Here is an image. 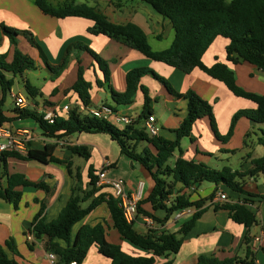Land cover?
Listing matches in <instances>:
<instances>
[{"label": "trees", "instance_id": "1", "mask_svg": "<svg viewBox=\"0 0 264 264\" xmlns=\"http://www.w3.org/2000/svg\"><path fill=\"white\" fill-rule=\"evenodd\" d=\"M150 5L158 14L170 21L175 38L172 45L160 52L152 50L144 31L135 24L128 23L117 25L112 23L101 11L86 4H77L74 0H67L61 5L54 6L49 0H34L35 5L45 15L57 19L78 17L90 20L94 23L89 33L95 36L103 35L118 40L131 49L140 53L143 57L164 63L185 74H190L195 69L203 71L207 76L223 83L236 97L244 98L256 104L253 110H240L231 120L230 128L225 136H222L216 126L213 106L193 90L185 94L177 93L170 82L148 67L135 68L127 72L126 91L117 93L111 88V73L109 63L101 58L94 50L82 41H76L68 45L60 64L47 68L58 78L65 72L72 61L77 62V80L65 94L70 92L77 95L84 108L92 104V83L85 77V67L82 55L87 54L103 74V81L97 80L98 87H106L111 91L114 105L110 106L115 111L119 107H128L134 104L139 90L144 95L143 112L131 125L114 126L112 123L91 117L82 113L77 107L70 109L68 115L59 116L54 124H48L43 116L35 111L15 108L11 110L12 117H8L5 110V100L15 85V79L27 71H35L37 64L18 49V38L24 37L35 45L33 35L27 31H21L1 24V35L7 37L13 48L12 60H8V54H0V88L2 99L0 100V126H7L13 120L33 119L38 124L43 135L50 139L68 138L70 136L86 134H105L120 148L122 155L127 156L150 175L154 187L151 193L138 205V215L157 220L153 213L142 208L144 204H150L152 211L164 210L167 215L162 222L168 221L174 215L196 209L195 214L182 225L178 233L163 232L156 234L150 231L148 234L139 233L134 223H129L123 214L120 200L113 195L102 193L103 188L97 187L98 176L93 166L88 168V183L84 184L82 169L75 167L74 162L61 161L52 155V150L46 147L44 151H29L26 156L16 153L3 155L1 164L7 167L9 158H17L25 161H37L42 164L56 163L66 165L67 172L73 180L72 194L58 217L52 221H46L43 210L33 220L29 233L34 241L29 242L30 247L34 243L41 244L47 253L57 256L59 264H82L89 249L96 245L101 255L111 260V264H155L156 258H164L163 264H173L172 256L181 249L184 238L195 227L205 211V203L208 199L194 201L188 190L198 187L203 183H211L216 186L224 185L228 190L252 197L244 190V180L253 178L258 180L264 177V155L251 161V168L246 172L233 171L230 167L216 170L204 163L187 160L183 157L182 141L192 139V130L196 122L208 118L216 138L227 143L234 135L236 125L242 118L258 125H264V94L248 92L237 84L234 71L224 63H216L207 67L202 59L217 37H225L230 42L226 47L227 60L233 64L247 62L264 71V0H141ZM150 75L159 81L177 99L187 102V115L180 126L173 130L175 140H169L161 135L151 137L146 132L144 120L153 116L152 103L149 89L141 84L144 76ZM25 95L29 102L42 96L41 91L28 80L25 85ZM54 89L52 96L57 94ZM52 105L50 102H46ZM249 137V134L246 136ZM258 144L264 147V130ZM72 157H79L88 162L91 159V149L88 146H69ZM175 154L177 159L171 163ZM0 176V199L12 204L15 208L22 199L21 187H36L48 190L43 182L33 183L22 174H4ZM178 186H181L178 189ZM194 193V192H193ZM215 193L209 197L212 200ZM251 203L247 198L242 203H223L216 209L228 211L230 218L237 224L250 228L257 224V217L247 204ZM105 204L109 210L112 227L120 235L121 239L133 246L151 253L150 257H135L125 253L120 245L108 241L107 225L95 226L82 225L76 233L75 227L80 224L99 206ZM246 244L249 239L246 238ZM61 243H64L63 246ZM9 254L18 255L15 242L8 239L4 245H0V264H20ZM255 255L248 250L247 258L219 260L213 255H201L196 264H254Z\"/></svg>", "mask_w": 264, "mask_h": 264}, {"label": "crops", "instance_id": "2", "mask_svg": "<svg viewBox=\"0 0 264 264\" xmlns=\"http://www.w3.org/2000/svg\"><path fill=\"white\" fill-rule=\"evenodd\" d=\"M56 5H61L67 0H53ZM77 4H86L101 11L112 23L125 25L132 23L140 27L147 36L148 42L155 52L168 49L175 38V31L169 20L158 14L150 5L141 0H74ZM16 28L27 31L33 35L35 45L31 44L24 37H19L27 45L34 46L39 53V59L43 58L44 65L57 66L60 64L64 51L68 45L76 41H82L94 50L101 58L109 63L111 73V88L117 93L126 91L125 77L128 71L148 67L157 72L160 76L167 79L173 89L179 94H185L193 90L204 100L213 106L216 125L219 133L225 136L230 128L234 114L240 110H253L256 104L233 95L226 86L207 76L203 71L195 69L190 74H185L164 63L151 61L143 57L137 51L131 49L124 43L108 38L103 35H92L89 29L94 23L90 20L78 17H68L57 19L42 13L35 5L34 0H0V26ZM165 41V43H163ZM229 40L225 37H217L208 51L203 56V63L207 67H212L216 63L227 64L236 75L237 84L248 92L264 94V71L257 67L242 62L233 64L227 60L226 47ZM27 47V46H26ZM8 54V60H12L13 48L7 37L1 35L0 29V54ZM38 58V57H37ZM82 62L85 67V77L92 83V104L91 107L102 105H114L111 91L106 87H98L97 80L103 81V74L92 58L83 54ZM78 66L76 61H72L68 69L58 78L49 84L45 78L44 89L40 90L43 94L35 100L29 102V110L41 114L44 110H56L59 116L61 109L69 105L72 109L77 107L80 112L87 114L77 95L64 91L70 88L77 80ZM27 71L22 76L15 79L12 92L5 100L4 110L8 117H12L11 110L15 109L13 95L25 96V82L28 75ZM49 72V71H48ZM50 73V72H49ZM52 75L49 79L52 80ZM29 81V80H28ZM141 84L149 89L150 97L153 100L152 113L156 118V124L160 128L161 136L175 140L176 134L173 130L177 129L187 115V102L177 99L156 79L150 75L142 78ZM54 89L58 92L52 96ZM0 88V100L2 99ZM163 100L166 107V119L161 122L155 108L158 100ZM50 102L52 105H48ZM144 95L139 90L133 105L119 107L116 111L124 116L138 119L143 112ZM13 131L24 132L29 139L30 151H44L46 147L52 150L54 158L61 161L74 162L75 167L82 169L84 184L88 183V168L93 166L96 171L102 169L104 162H110L112 167L107 171V176L111 180H123L126 191L134 193L139 183H143V199L152 191L154 183L146 170L139 167L136 163L125 155H122L118 145L105 134H76L68 138L50 139L46 138L36 121L33 119L13 120L7 125ZM119 127V126H117ZM264 125H258L242 118L238 121L234 135L227 142L219 141L210 124L208 118L200 119L196 122L192 130V140L184 139L188 147L183 157L187 160L204 163L209 167L221 170L230 167L233 171L246 172L252 166L251 161L264 155V147L258 144L261 131ZM247 134L249 137L247 138ZM69 142L68 145H61V142ZM111 141V142H110ZM115 143L117 148L113 146ZM88 146L91 149V159L83 163H76V157H72L69 146ZM178 157L175 154L171 163ZM232 159L239 161L237 167L230 165H220L219 162ZM216 162V163H215ZM8 174H22L33 183L43 182L48 190L36 187H21L22 199L15 208L12 204L0 199V245H4L8 239L15 242L18 255L9 254L20 264H51L47 258V252L41 244L34 243L30 247L27 234L35 217L43 210L46 221L56 219L65 207L72 194L73 180L67 172L66 165L49 163L42 164L37 161H25L17 158H9L7 167L0 164V176L6 183L4 176ZM264 177L255 180L246 178L244 180V190L252 197L234 193L224 185L216 186L211 183H203L194 187L192 199L205 200V211L196 222L195 227L184 238L183 245L179 252L172 256L173 264H196L201 255H213L219 260L239 258L245 260L248 250L255 255L257 264H264V240L261 243H254V238L264 232V190L262 181ZM181 186H178L180 189ZM189 191V190H188ZM102 193L112 195L108 187L101 190ZM194 192V193H193ZM224 193L228 197L229 203H242L247 198L251 203L247 207L256 214L257 224L246 228L244 225L235 223L229 216L228 211L216 209L210 205L209 197L215 193ZM145 211L151 212L157 218L144 217L138 215L134 223L135 229L141 234H148L150 231L161 234L163 232L178 233L184 223L191 219L196 209L184 211L181 215L177 214L168 221H164L167 213L164 210L152 211L150 204L142 205ZM107 225L108 241L120 245L122 250L135 257H150L151 253L139 249L127 241L121 239L117 231L112 227L109 210L105 204L99 206L78 224L74 233L82 225L95 226L97 224ZM246 238L249 244H246ZM63 246L64 243H61ZM164 258H156L155 264H163ZM82 264H111V260L101 255L98 247L93 245Z\"/></svg>", "mask_w": 264, "mask_h": 264}, {"label": "built area", "instance_id": "3", "mask_svg": "<svg viewBox=\"0 0 264 264\" xmlns=\"http://www.w3.org/2000/svg\"><path fill=\"white\" fill-rule=\"evenodd\" d=\"M13 101L15 108L27 109L29 107V101L27 97L22 95H13ZM70 106H64L60 114L68 115ZM87 114L91 117L105 120L113 123L116 126H127L133 124L136 119L119 114L109 105H102L100 107H88ZM41 115L43 120L48 124H54V121L59 117L56 110H44ZM144 127L149 136L154 137L160 134V128L156 124V118L153 116L144 120ZM69 142H61V145H68ZM29 139L24 132L13 131L7 126H0V164L3 159V155L6 153H16L22 156H26L29 153ZM112 167L110 162H104L101 170L96 175L98 176L97 187H108L112 191V195L120 200V205L123 210L125 219L129 223H135L138 216V205L143 200V183H139L137 190L134 193H128L126 191L125 183L123 180H111L107 176V171ZM262 188L264 190V180L262 181ZM194 188L189 189L188 194H192ZM228 202V197L224 193H219L210 201V205H220ZM190 210V209H189ZM187 211V210H184ZM184 211L178 213L182 214ZM27 239L29 242L34 241L32 234L28 232ZM264 240V232L254 238V243H261ZM47 258L51 264H59L57 256L53 253H47ZM71 264H76L75 262ZM254 264H257L256 260Z\"/></svg>", "mask_w": 264, "mask_h": 264}, {"label": "rangeland", "instance_id": "4", "mask_svg": "<svg viewBox=\"0 0 264 264\" xmlns=\"http://www.w3.org/2000/svg\"><path fill=\"white\" fill-rule=\"evenodd\" d=\"M54 6H57L56 3L53 1V0H49ZM19 41V39H18ZM165 43V41L163 42ZM27 46V47H26ZM18 49L25 55H27L28 57H30L32 60H34L37 64V69L35 71H29L28 72V75L24 76V78L26 77V79L29 80V82L36 86L39 90H43L44 89V85L46 84L45 83V78H47V82L50 84L51 81H55L53 79H55V75L47 68L46 65H44V60L43 58H40L39 59V53H38V50L32 46L31 44L30 45H27V43L25 42H22V39H20V44L18 43ZM38 57V58H37ZM50 67H55L53 65H49ZM50 73H49V72ZM52 75V80L49 79V75ZM19 77V76H18ZM155 111L158 115V117L161 119V122L163 123L166 119V107L164 106V102L163 100H158V105L156 106L155 108ZM113 124V123H112ZM114 125V124H113ZM115 126V125H114ZM217 126V125H216ZM111 142V141H110ZM186 141L183 140L181 145H182V149L185 153V150L186 148L188 147V145L185 143ZM113 146L115 148H117L116 144L115 143H112ZM173 160V159H172ZM75 162L76 163H83L85 164V160L82 159V158H79V157H76L75 159ZM172 162V161H171ZM216 163V162H215ZM221 163L220 165H230L232 167H237L239 165V161H233L232 159H227L224 160L223 164L222 162H219ZM207 165V164H206ZM209 166V165H208Z\"/></svg>", "mask_w": 264, "mask_h": 264}, {"label": "water", "instance_id": "5", "mask_svg": "<svg viewBox=\"0 0 264 264\" xmlns=\"http://www.w3.org/2000/svg\"><path fill=\"white\" fill-rule=\"evenodd\" d=\"M137 168H139L140 166L138 164L135 165Z\"/></svg>", "mask_w": 264, "mask_h": 264}]
</instances>
